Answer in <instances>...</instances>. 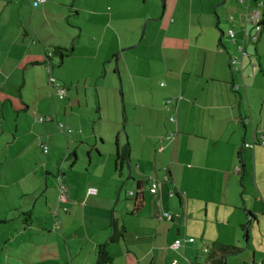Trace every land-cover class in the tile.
Returning a JSON list of instances; mask_svg holds the SVG:
<instances>
[{
  "label": "crops",
  "instance_id": "1",
  "mask_svg": "<svg viewBox=\"0 0 264 264\" xmlns=\"http://www.w3.org/2000/svg\"><path fill=\"white\" fill-rule=\"evenodd\" d=\"M33 1L0 0L1 233L34 231L47 253L58 240L68 257L63 264H96L113 220L125 233L107 247L112 264H209L213 244L242 252L193 233L186 208L204 193L201 184H220L225 193V173L228 190L244 200L236 179L250 184L249 168L254 174L257 157L264 158V7L253 43L242 20L254 0H163L161 14L157 0ZM55 48L71 51L60 65ZM50 77L65 88L62 100ZM110 118L118 120L116 152L129 146L120 174L116 154L109 163L112 154L103 159L98 148ZM57 175L66 188L62 202ZM135 194L144 201L136 210ZM252 213L251 226L258 225V211ZM177 239L181 247L169 250ZM256 261L264 264V256L240 259Z\"/></svg>",
  "mask_w": 264,
  "mask_h": 264
},
{
  "label": "rangeland",
  "instance_id": "2",
  "mask_svg": "<svg viewBox=\"0 0 264 264\" xmlns=\"http://www.w3.org/2000/svg\"><path fill=\"white\" fill-rule=\"evenodd\" d=\"M162 1L157 0L160 14L163 8ZM239 55H241L240 51ZM118 119L120 118L118 117ZM117 121L115 118H110L104 123L105 142L103 144L99 142L98 144V148H101L102 153H104L103 159L109 153L112 154L111 157L107 158L109 163L114 161L116 154L114 129L118 123ZM64 127L68 126L65 125ZM122 127L123 120L120 121L119 129H123ZM123 135V132H121L122 137ZM85 158H87L86 155ZM228 178V174L225 173V193L220 184H216L214 188L209 183H200L199 187L204 189V193L190 198L189 209L186 208V218L188 214V225L193 233L198 235L202 232L208 240L232 242L242 248V252L238 254L239 256L228 258L227 264H241L240 259L248 260V263H251L254 253L258 259L264 256V217L261 216L264 213V204L262 203V200H264V158L257 157L254 174L253 167L249 168V174L246 178H249L250 184L240 185V178L236 179V186H238L239 191L246 189L243 192L244 200H240L239 196L236 195V190H228L229 188L226 185ZM233 180L235 179L232 178ZM244 205L246 208L243 207ZM248 211H258L259 219L257 217V220L260 221L258 225H249V218H245ZM241 225L247 227V239L244 238V233L240 230ZM13 227L11 226V228ZM2 228L6 230V235H3L0 230V264H6L7 257L12 261V264H63L68 260L66 253L61 256L58 240L54 242L53 251L51 252L48 249L47 253L44 248V238L34 233V231L17 234L14 229L9 231L8 227ZM6 239L8 240V246L5 243ZM37 243H43L42 247ZM77 244L80 245V242ZM14 250L16 255H14ZM256 264H259V262L256 261Z\"/></svg>",
  "mask_w": 264,
  "mask_h": 264
},
{
  "label": "trees",
  "instance_id": "3",
  "mask_svg": "<svg viewBox=\"0 0 264 264\" xmlns=\"http://www.w3.org/2000/svg\"><path fill=\"white\" fill-rule=\"evenodd\" d=\"M262 3V7H264V2L259 1ZM263 9V8H262ZM261 24V29H262V23ZM261 32V31H260ZM254 43V42H253ZM244 49V48H243ZM70 50L66 49H61V48H55L53 52L51 53L52 55L58 57L59 62H57L56 65H60L62 62L63 58L67 57V55L70 53ZM245 52V51H244ZM246 54V53H245ZM243 57V56H241ZM52 57H48L47 59H51ZM50 67L52 68L53 64L49 63ZM62 100V99H60ZM247 149V148H246ZM252 149V148H249ZM71 157H75L74 154L71 155ZM129 158V146L128 144L124 145L121 148L117 149L116 152V158H115V164L117 167V172H121V168L123 167L124 161L128 160ZM238 165L240 168V175L241 178L247 173V169L245 168V165L243 161L241 160L240 153L238 154ZM151 186V185H150ZM171 196L176 200L178 203L179 207H183V200L178 196L176 192H172ZM134 202H135V210L138 209L139 207L142 206L143 204V195L142 194H135L134 196ZM264 214V213H263ZM168 215V214H167ZM25 222H28L29 220L31 221V218L28 215H25ZM246 219L249 218V225L251 226L253 223L256 222L255 215L252 212H246ZM166 217V216H165ZM168 217V216H167ZM111 226L113 227V234L109 238L107 243L98 245L96 248V256H97V262L96 264H112L113 263V257L109 250L107 249L108 245L118 243L123 240V234L125 233V227L123 225L117 226V223L115 220L112 221ZM240 230L244 233V238L247 239V227L245 225L240 226ZM240 249L236 246L233 245H221V244H213L211 246V250L209 251L207 255V262L209 264H225V259L228 256H234L238 255L240 253Z\"/></svg>",
  "mask_w": 264,
  "mask_h": 264
},
{
  "label": "built area",
  "instance_id": "4",
  "mask_svg": "<svg viewBox=\"0 0 264 264\" xmlns=\"http://www.w3.org/2000/svg\"><path fill=\"white\" fill-rule=\"evenodd\" d=\"M47 0H34L33 1V7H38L42 4H44ZM241 2H243L244 0H240ZM247 2H249V0H247ZM255 8L253 9V12H251V9L248 7V5H246V10H245V14H244V17H243V20H242V23H243V32L246 33L247 31V28L249 27L250 28V33H249V38H250V41L251 42H256L257 39H258V35L261 31V24H260V19H259V10L261 9V6H262V3L261 2H258V1H255ZM229 19H232V17H230ZM227 35L228 37L230 38V40L232 42H234V39H235V32L232 30V29H229L227 31ZM243 45H239L238 46V51L241 52V56H244L245 55V52H244V49H243ZM51 54H48V57H50ZM233 64L235 65V67L237 69L240 68V62H237L236 60H233ZM235 68V69H236ZM49 83L55 88L56 90V93H57V96L59 99H63L64 96H65V88H63L59 83L56 82V80L52 77H50L49 79ZM173 102L172 101H168L165 105V108H169V106L172 104ZM168 120L171 122V123H175V120L176 118L174 117L173 114H171L168 118ZM38 121L39 122H43L45 121V118L44 117H39L38 118ZM58 129L61 131V132H65V133H70L71 132V129H69L68 127H64L62 124H58ZM245 147H253V145H246ZM43 152L46 153L47 152V147L46 146H43ZM61 183V180H59L58 184H59V189H60V195H59V200L62 202L65 200V196H64V193L66 191V188L64 185L60 184ZM157 189H159V184L157 182H153L150 186V192L152 194H155L157 192ZM128 195H133L132 192H128ZM164 216H168L167 214H164ZM187 241L189 242H192L193 239H188ZM182 245V241L177 239L175 240L168 248L169 250H177L178 248H180ZM171 264H178V262L176 260H174Z\"/></svg>",
  "mask_w": 264,
  "mask_h": 264
},
{
  "label": "water",
  "instance_id": "5",
  "mask_svg": "<svg viewBox=\"0 0 264 264\" xmlns=\"http://www.w3.org/2000/svg\"><path fill=\"white\" fill-rule=\"evenodd\" d=\"M245 131H246V130L244 129V134H245ZM243 139H244V137H243ZM62 175H63V174H62ZM62 175H57V176H56V180H61L62 177L64 176V175H63V176H62ZM245 243H246V242H245Z\"/></svg>",
  "mask_w": 264,
  "mask_h": 264
}]
</instances>
